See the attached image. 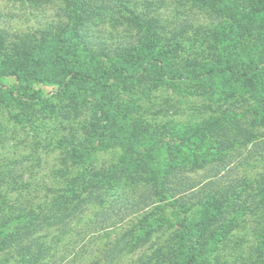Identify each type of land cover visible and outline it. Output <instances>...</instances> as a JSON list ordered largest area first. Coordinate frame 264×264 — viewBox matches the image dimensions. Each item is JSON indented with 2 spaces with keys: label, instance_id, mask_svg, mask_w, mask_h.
<instances>
[{
  "label": "rangeland",
  "instance_id": "1",
  "mask_svg": "<svg viewBox=\"0 0 264 264\" xmlns=\"http://www.w3.org/2000/svg\"><path fill=\"white\" fill-rule=\"evenodd\" d=\"M154 1L163 32L154 47L140 51L131 0H0V168H12L19 180L14 186L0 181V225L43 212L65 179H77L72 205L91 182L101 193L99 201H80L70 234L55 245L56 257L40 264L80 263L125 230L123 241L133 248L122 247L118 264L153 255L162 231L148 228L152 237L142 245L133 236L148 225L141 221L145 213L152 219L155 204L145 206L142 189L125 175L141 183L169 164V177L182 178L181 187L190 189L182 193V206L168 204L156 214L165 233L184 216L200 226L212 215V209L191 206L212 185L223 193L234 186L248 202L230 213L235 224L228 233L210 238L191 264L255 261L260 237L253 231L264 217L256 206L264 175V29L254 22L256 12L264 13L257 1L264 0H222L213 11ZM205 22L218 37L201 40L193 33ZM180 28L185 34L170 44L167 37ZM41 31L46 41L24 58L18 45ZM74 72L80 78L67 85ZM113 130L119 137L107 140L104 134ZM133 145L156 155L149 165L130 166L137 160ZM134 198L138 206L128 202ZM54 232L40 233L47 242ZM15 259L13 250L0 251V264Z\"/></svg>",
  "mask_w": 264,
  "mask_h": 264
},
{
  "label": "trees",
  "instance_id": "2",
  "mask_svg": "<svg viewBox=\"0 0 264 264\" xmlns=\"http://www.w3.org/2000/svg\"><path fill=\"white\" fill-rule=\"evenodd\" d=\"M95 1L101 2L102 0ZM131 1L134 7L129 11L132 15V19L130 20L134 25L139 27V30L142 31L139 45L138 47L136 46L137 50L143 51L146 47H154L156 45V39L158 37L160 38V33L163 32L160 20H158L155 15V11L157 10L156 7L153 6L155 1ZM177 1H182L188 4L189 8L197 7L202 11H213V8L219 7L221 5L220 2H222V0ZM260 2H262V4L264 3V1H257V4H260ZM137 4L143 6V9L138 11ZM94 8V14L97 15L99 13V10L97 9L101 8L100 3L98 6L95 4ZM82 11H84L83 8ZM263 14L264 13L256 12L254 22L255 24H258L261 30L264 29ZM171 32H173L171 36L167 37L170 44H172L170 39L174 40V35L180 34V36H183L186 31L180 28ZM193 33L201 40H209L210 37L213 39V35L214 37H218L216 31L213 30L212 23L210 22L198 23L193 27ZM24 37L23 43L19 44L17 47L19 52L23 54L24 58L30 57L34 51L40 48V46L46 41L44 31L40 32L39 37L33 33H28ZM68 45H70V43H68ZM119 71L120 67H113L111 70V72ZM105 75L106 72L99 74L101 77H104ZM77 78H80V76L77 72H74L73 76L67 80V85L73 84L74 79ZM99 107H101V105ZM104 136L107 140H110L119 137V133H117V130H113L112 132L110 131L109 133L104 134ZM130 149L131 154L135 155V159H137L135 163H131L132 165L130 166H134L135 164V168L149 165V162L147 161L148 157L154 158L156 156L150 151H140L134 147V145L130 147L129 150ZM139 158H141V160H138ZM154 162H156L155 159H153V164ZM159 163L160 162H157L154 165L157 166ZM172 165L173 164H169L162 173L158 170L159 175L157 176L152 174L149 175L146 179H143L144 181H141V183L131 172L127 171L128 173L125 175L126 180L131 178L134 181L135 179V185L142 189L140 198L147 204L145 206L155 204L153 208L155 209V213H152L153 217H151V220H148L149 216L147 213L143 215L142 219H144V221L142 220L141 222H145L148 225H141L139 228L141 233H137L133 236L137 240L136 244H144L149 237H152V232L162 231L164 236L162 239L163 241L161 240L162 243L155 241L156 247L153 249V255L147 256L144 259L141 258L142 260H138L140 259L138 258L132 262V264H183L187 262L188 264H191L193 261L195 262L197 257L207 250L204 245L206 242H209L210 238L215 236L221 238L234 226L235 218L229 216L230 213L237 212V208L245 207L248 204L247 200L242 198L241 192L236 190L234 186L231 187L230 185L228 189L226 187L225 190H227L223 193V191L218 188L213 190L212 185L197 197V202L195 204L191 203L192 207L193 205H199L203 209H212V215L203 220L200 223V226H197V222L184 216L180 219L179 223L173 228V230L165 233L166 231L162 229V225L159 223L156 214L161 211L163 206L168 204L172 205L176 203L178 206H182L187 199L182 193L187 189H190V187H184L186 189L181 187L185 185L182 178L172 179L169 177V174L173 172L174 165ZM0 169H2L0 172H3L2 177L0 176V181L9 182L13 184L12 186L18 183L19 180L15 178L12 168L4 167ZM119 172L126 173L123 169H120ZM75 182L77 183L76 178L65 179V187L63 188L62 193H57L47 207L44 208L43 212L41 211L39 214H33L32 211H30L31 217L28 221H19L12 225L6 223L0 225V251L13 250L16 258L15 261L10 264H40L46 258H48L46 260H50L51 258L56 257L57 251L55 245L70 234L72 228L70 225V219L75 215L76 211H78L79 206L77 205L80 201H99L101 199V193L99 194L96 191V189L98 190L100 188L99 185L91 182L87 185L89 186L86 193L87 195L80 198L78 204L75 203V205H72V200L76 199L78 196L75 195L76 193L74 191ZM211 183L213 184V181ZM259 185L257 194L260 197L259 200L257 199L256 206L258 208H264V175L261 177ZM129 200H131L128 201L129 203L133 202V204H131L132 206H138L139 201H136L135 198ZM76 202H78V200ZM191 206L186 205L184 212H188V210L192 208ZM148 228L149 230L152 228V232H149ZM255 228L253 235H257L260 239H258L259 243L256 246L257 253L254 255L255 261L251 264H264V217L263 222H257ZM45 229L48 231H55L52 238L47 242L46 237H43L40 233ZM127 234V230L121 235L115 234L113 239L104 241L97 246L95 251H93L91 258L86 257L82 262L80 261V263L78 261H75V263L73 258L71 262H74L73 264H118L120 263L119 258L123 248H126L127 246L133 248L130 243L123 241ZM142 234L143 236H140ZM70 242H73V244L76 243L75 239H71Z\"/></svg>",
  "mask_w": 264,
  "mask_h": 264
}]
</instances>
